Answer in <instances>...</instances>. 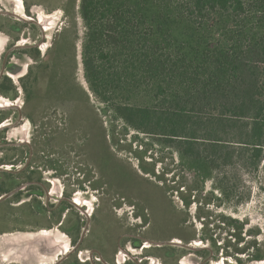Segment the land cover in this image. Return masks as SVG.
Wrapping results in <instances>:
<instances>
[{"label":"rangeland","instance_id":"374dc122","mask_svg":"<svg viewBox=\"0 0 264 264\" xmlns=\"http://www.w3.org/2000/svg\"><path fill=\"white\" fill-rule=\"evenodd\" d=\"M68 2L0 0V83L9 78L16 88L15 96L0 93V106H5L0 107V159L5 161L8 169L16 165L17 169L13 170H23L25 164L28 165L26 177L33 167L42 179L52 182L51 196L31 198L25 193L29 189L26 188L18 194H11L7 204H0V264H59L61 258L72 250L70 232L73 227L80 229V235H87L86 229L103 235L98 225L94 229L100 218L96 217L98 205L110 212L102 217L101 224L106 231L116 233V227L112 225L119 222L121 234L150 237L156 243H167L175 237L176 254L188 264H264V261L249 257L257 249L264 254L263 171L253 173L238 168L235 171L238 174L235 190L238 197L222 202L220 193L211 182L206 184L203 192L197 190L194 174L178 166V159L170 149L152 147L149 145L151 140L145 135L128 131L122 122L104 116V105L89 91L84 78L81 43L85 28L78 16L68 17L63 11ZM42 19L46 20V26L38 23ZM31 22L37 23L39 28L26 26ZM70 24L77 33L74 42L78 48V68L74 77L65 69L64 73L56 75L61 87L53 91L47 87L48 81L35 83L38 71L34 69L31 73V69L37 65L26 54V47L37 46L45 54L55 35ZM65 75L70 76L65 79ZM48 77L50 79V74ZM70 87L76 90L68 94ZM30 95L36 105L26 109ZM5 116L10 118L3 122ZM111 132H114L119 147L112 143ZM146 149L149 150L144 158L147 168L152 170L157 158H163L165 162L156 164V172L166 170L170 187L186 185L202 205L197 203L185 208L176 194H166L162 182L145 174L141 170L142 162L131 150ZM13 179L15 189L24 187L22 175ZM229 182L232 184L234 180L231 178ZM42 183H46L45 180ZM207 199L212 203L206 204ZM61 200H64V225H57L58 221H55L46 227L49 220L53 221L51 217L60 211ZM113 204L123 206L114 209ZM140 214L148 216L149 227L145 228L147 222ZM199 214L203 219H198ZM222 217L228 221L221 223ZM204 219L210 223L206 225L205 239ZM237 227H242L244 240L239 245L234 237ZM149 230L156 235H150ZM26 231L47 234L42 236L46 238L29 240ZM211 236L216 238V245L208 240ZM129 241L126 244L133 252L122 253L124 262L125 259L129 262V258L150 257V264H163L162 259L151 256L147 249L132 248ZM253 242L258 244L254 252L236 254V249L247 248ZM188 243L191 246L186 248ZM29 245L38 249L37 255L30 253L29 257L26 254ZM145 245L154 248L149 242ZM166 249L168 247L162 248ZM203 249L206 251L198 254ZM82 253L85 259L88 255L85 251ZM166 264L176 262L167 259Z\"/></svg>","mask_w":264,"mask_h":264},{"label":"trees","instance_id":"16d2710c","mask_svg":"<svg viewBox=\"0 0 264 264\" xmlns=\"http://www.w3.org/2000/svg\"><path fill=\"white\" fill-rule=\"evenodd\" d=\"M63 11L84 25V78L104 105V116L145 135L152 147L170 149L178 166L194 174L197 190L211 182L222 202L238 197V168L264 173V0H69ZM26 26L39 28L35 22ZM73 29L70 24L58 32L45 54L26 47L37 65L31 69L38 71L35 83L48 81L47 87L58 91L56 75L65 69L74 77ZM15 91L9 78L0 83V93L15 96ZM28 99L26 109L36 105L33 96ZM110 136L119 147L114 132ZM131 153L145 174L164 184L168 196L176 194L185 208L200 203L186 185L170 187L166 170L156 172L163 158L149 170L148 149ZM203 222L206 232L210 223ZM236 229L239 245L242 227ZM208 240L217 243L212 236ZM257 246L253 242L236 254ZM249 257L264 261L258 249Z\"/></svg>","mask_w":264,"mask_h":264},{"label":"flooded vegetation","instance_id":"af4514ba","mask_svg":"<svg viewBox=\"0 0 264 264\" xmlns=\"http://www.w3.org/2000/svg\"><path fill=\"white\" fill-rule=\"evenodd\" d=\"M39 22L41 25L46 26L47 24L46 20L44 19L39 20ZM0 107H5V106H0ZM4 162L5 161H2L0 159V194H1L0 204L6 203L7 200L11 197V194L13 195L18 194L21 190H26V188H29V189L25 191V193L29 194L31 198L32 197L38 198V197H41L42 195L51 196V191H50V185H52L51 180L45 179V178L42 179L41 175L39 174V172H37L35 168L31 167V170L28 171V176L26 177V170H27L28 165L26 167V164H25V168H23V170H13V168L17 169L16 165H12L13 168L8 169L4 165ZM21 175L24 177V181H25L23 184L24 187L22 189L17 190L15 189V179H13V177L21 176ZM42 180H45L47 184L42 183ZM63 202L64 200L60 201V206H58V209L60 208L59 209L60 211L55 215V217L53 218L51 217L53 221L50 222L51 220H49V223H47L46 227L52 226L54 224L53 222L55 221H58L57 225H60V226L64 225L65 221L64 219H62ZM74 203L78 205L79 207L81 206V204L77 202L76 200L74 201ZM122 206L123 204H120L118 206L113 204L112 208L116 209V208H121ZM83 207L84 206H82V208ZM98 208L99 210L96 212V217L100 216V218L99 220H97V224L94 225V229H95V226L98 225V227L103 232V235L99 236L97 234H93V229L92 230L86 229V231L88 232L87 235L85 234L80 235V229L78 230L77 226L73 227L70 232L71 237H72L71 238L72 250L68 252V254H66L65 257L61 258L59 264H120V263H123L124 262L123 256L125 257L124 254L133 252V250L129 248L128 245L126 244L127 240H130L128 243L131 245L132 248L134 247L136 249L138 248L147 249V252L150 253L151 256H156L162 259L163 264H166L167 259L174 260L176 264H179V263L188 264L186 260L181 261L179 259L181 257L176 254V251L174 249V247L176 246L174 244H177V242L173 240L175 237H173L170 240V242H167V243H156L155 239L150 238V237L137 238L136 236H132L128 234H121L122 228L119 225L118 220H117L118 222L117 224L112 225L113 227L114 226L116 227V230H117L116 233H113L110 230L106 231L102 227V224H101L102 217L105 218L107 214L110 212H106L105 210H103L104 207L100 205H98ZM140 217L144 218V220L147 222L145 223L146 224L145 228L149 227L150 223L148 221V216L140 214ZM90 223L92 224V221H90ZM26 233H36V232L26 231ZM52 233L53 232L49 233L48 236H50V234ZM44 234H47V233L44 232L40 236H44ZM149 234L153 235L152 233H150V230H149ZM203 234H204L203 237L205 239V236H206L205 226L203 228ZM42 238H46V237H42ZM146 242H149L151 244L150 246L154 248L153 249L149 248V245H145ZM190 246H191L190 243L186 244V248H189ZM165 247H168V250L167 249L162 250V248H165ZM169 247H172L173 249L169 250ZM84 251L86 252L85 255H88L85 259L82 257V254H83L82 252ZM205 251L206 250L204 249L203 251H198V254H202ZM160 252H164V253L159 254ZM61 253L64 254L63 252ZM119 258H120V261H119ZM149 258L150 257H144L139 260L138 258H129L128 259L129 262H127V260L125 259V262L123 264H150Z\"/></svg>","mask_w":264,"mask_h":264},{"label":"crops","instance_id":"0c3cea01","mask_svg":"<svg viewBox=\"0 0 264 264\" xmlns=\"http://www.w3.org/2000/svg\"><path fill=\"white\" fill-rule=\"evenodd\" d=\"M44 231H42L41 233H26V237L30 240V239H37L40 240L42 239V236H40L41 234H43ZM30 243V242H29ZM29 251L26 253L29 257L32 255H37L39 251H37L38 249L35 248V246L29 245ZM31 253V254H30Z\"/></svg>","mask_w":264,"mask_h":264},{"label":"water","instance_id":"95a60500","mask_svg":"<svg viewBox=\"0 0 264 264\" xmlns=\"http://www.w3.org/2000/svg\"><path fill=\"white\" fill-rule=\"evenodd\" d=\"M40 24V22H38Z\"/></svg>","mask_w":264,"mask_h":264}]
</instances>
